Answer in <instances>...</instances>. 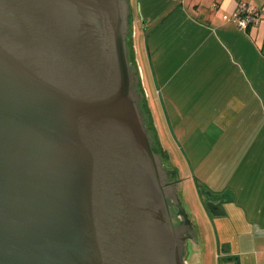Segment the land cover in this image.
<instances>
[{
  "label": "water",
  "instance_id": "95a60500",
  "mask_svg": "<svg viewBox=\"0 0 264 264\" xmlns=\"http://www.w3.org/2000/svg\"><path fill=\"white\" fill-rule=\"evenodd\" d=\"M130 16L128 0H0V264H186Z\"/></svg>",
  "mask_w": 264,
  "mask_h": 264
},
{
  "label": "crops",
  "instance_id": "0c3cea01",
  "mask_svg": "<svg viewBox=\"0 0 264 264\" xmlns=\"http://www.w3.org/2000/svg\"><path fill=\"white\" fill-rule=\"evenodd\" d=\"M144 2V40L137 49L141 55L145 42L148 60L145 64L140 56L141 78L154 82L161 114L182 135L191 173L212 193L231 195L221 203L225 216L220 218L208 214L200 198L203 229L200 215L189 212L198 246L203 252L213 246L206 227L212 226L218 259L264 264V16L246 30L223 20L239 3L264 10V0ZM144 88L160 146L180 173L176 153L159 134L155 90L151 96L147 82Z\"/></svg>",
  "mask_w": 264,
  "mask_h": 264
},
{
  "label": "rangeland",
  "instance_id": "374dc122",
  "mask_svg": "<svg viewBox=\"0 0 264 264\" xmlns=\"http://www.w3.org/2000/svg\"><path fill=\"white\" fill-rule=\"evenodd\" d=\"M129 2V6L131 8V12L132 15L130 16V20L131 25L129 24L130 28H129V33H128V38L129 36H131V40H132V45H130L129 43V49H132L134 51V60H132L131 62V66H132V71L135 73V65H136V70L139 73V78L138 80L140 81V88H141V92L145 98V88H144V84L147 82V88L148 91H150V95L152 96L155 90L156 93V99L154 98V100L152 99V101L155 103L156 106H158V113L160 115L159 121H160V125L161 127V131H160V137L162 139L163 145H170L173 150L174 153H176L177 156V161L180 164V173H178L177 177L180 183V199L181 201H183V205L186 209L188 218L191 222V224L193 225V217H191L189 215V212L192 213L194 216L198 217V215H200V219L198 220V224L201 226V228L203 229L202 226V216H203V209H202V204H201V200H200V195H198V191H197V187L196 185H201V183L199 182L200 180L198 179V175H193L191 173L192 170V164H191V156L189 154V151L187 149V147L185 146V144H181L179 142V136H182L180 134H177L174 131V128L171 127L168 122H167V117L166 115L164 116L163 114H161L162 109L164 110V108L159 109V96L157 94V90L156 88H154L155 86L151 87V84H149L148 80L145 82L142 78H141V71L142 70V60L140 59V56L143 58L145 64H147L148 60L147 57V51H146V44L144 42L143 44V48H141V55L138 54V49H137V44H139V42H141L142 40H144V37H141V30L142 27H144V17L147 14L148 10L145 6V2L144 0H128ZM133 16L136 17V23L133 20ZM142 38V39H141ZM150 47V46H149ZM146 59V60H145ZM148 76H150L151 78V82L153 80L152 78V73L150 70H147L146 73ZM136 75V74H135ZM154 85V82L153 84ZM146 99V98H145ZM154 109V107H153ZM150 110V109H149ZM165 113V111H164ZM152 118V116H151ZM187 124V123H186ZM155 126V125H154ZM157 140H158V144L157 147L159 146V139H158V134L157 132L155 133ZM179 135V136H178ZM185 140V138H183ZM181 144V147L180 145ZM191 144V141L189 140V143ZM188 144H186L188 146ZM183 145V146H182ZM170 147V148H171ZM189 147V146H188ZM171 148V149H172ZM178 149V150H177ZM166 163V162H165ZM170 168L174 169V166L169 164ZM181 181V182H180ZM183 181V182H182ZM182 192V193H181ZM206 196H204V198L201 197V199L205 200ZM203 200V201H204ZM205 219V218H204ZM207 220V219H205ZM208 227V233L210 235V244L213 245L212 247L208 246V249L205 250V252L202 251V247L198 246L199 244H194L192 243L191 245L188 244V246L186 247V255H185V261L186 264H225V262L223 261L222 258H217V254H216V249L214 246V234L215 231L213 229V227ZM220 256V253H219ZM222 259V261H221Z\"/></svg>",
  "mask_w": 264,
  "mask_h": 264
},
{
  "label": "trees",
  "instance_id": "16d2710c",
  "mask_svg": "<svg viewBox=\"0 0 264 264\" xmlns=\"http://www.w3.org/2000/svg\"><path fill=\"white\" fill-rule=\"evenodd\" d=\"M131 15H132V12H131ZM131 20L129 19V24L131 25ZM128 43H130V45H132V40H131V36H129V38L127 37V51H128V58H129V63L131 64L132 60H134L135 56H134V51L132 49H129L131 47H129ZM135 72H136V77L139 76V73L138 71L136 70V65H135ZM136 87L139 88V90H141L140 88V81L137 79V84H136ZM142 94V92H141ZM145 100V102H144ZM142 106H143V109L141 107V104H140V109H141V112L143 114V116L148 119V124L149 126L147 127V122H146V127H147V131L149 133V135L152 133V137L150 136V139L151 141L153 140V138L156 140L155 144L157 143L158 144V140H157V137H156V129H155V126H154V123H153V120L151 118V113H150V110H149V107H148V103L146 101V99L144 98L143 94H142ZM152 145H153V142H152ZM153 149L155 150V152L161 157V160L163 162V164L165 166H167L169 168V170L171 171V174L174 175V174H177L178 175V171L174 168H170V165H169V161H168V158H167V153L165 151H163V149L161 148L160 144L159 146L156 148L153 146ZM166 162V163H165ZM197 187V191L199 192L198 195H200V198H204V196H206L205 200L203 201L204 202V206H205V210L207 211V213L209 214L207 208H206V203L211 201V202H215V203H223L225 202L227 199L226 198H229L231 197V195L228 193V192H223L221 194H214L212 193L208 188H206L203 184L201 185H196ZM179 216L178 217H181L183 218L184 220L187 219V221H189V219L186 217V215L183 213L181 214H178ZM180 222V221H179ZM177 225V224H176ZM222 261V260H221ZM226 261V260H225ZM236 264V263H235Z\"/></svg>",
  "mask_w": 264,
  "mask_h": 264
},
{
  "label": "built area",
  "instance_id": "2783aa9c",
  "mask_svg": "<svg viewBox=\"0 0 264 264\" xmlns=\"http://www.w3.org/2000/svg\"><path fill=\"white\" fill-rule=\"evenodd\" d=\"M263 16L264 10H258L245 3H239L236 11L223 16V20L234 23L240 30H246L248 27L257 26Z\"/></svg>",
  "mask_w": 264,
  "mask_h": 264
},
{
  "label": "flooded vegetation",
  "instance_id": "af4514ba",
  "mask_svg": "<svg viewBox=\"0 0 264 264\" xmlns=\"http://www.w3.org/2000/svg\"><path fill=\"white\" fill-rule=\"evenodd\" d=\"M163 164V162H162ZM163 169L165 170L166 172V175H167V182H170V187L168 189H173L174 190V193L175 195L177 196V199L179 200V196H178V183L173 181V175L171 174L170 170H168V168L163 164ZM169 208H170V211H171V208H174L175 206H179L180 204V201H179V204H177L175 201L173 200H169ZM174 206V207H173ZM172 214V212H171ZM173 215V214H172ZM178 220H180V223L177 224L178 227H182L184 229V235L189 238V240L187 241L186 243V247L188 246V244H192L193 243V237H192V233L190 232V229L187 228V226L191 227L189 224H186L184 222L183 219H181V217H178ZM182 220V221H181ZM173 222L175 223L176 225V221H175V217L173 215ZM186 255V254H185Z\"/></svg>",
  "mask_w": 264,
  "mask_h": 264
}]
</instances>
